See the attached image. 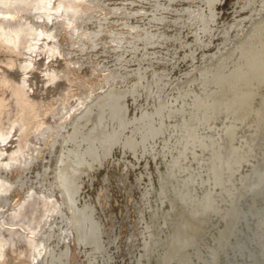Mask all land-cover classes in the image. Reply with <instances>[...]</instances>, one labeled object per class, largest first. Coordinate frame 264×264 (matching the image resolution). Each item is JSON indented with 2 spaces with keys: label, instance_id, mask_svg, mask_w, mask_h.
<instances>
[{
  "label": "bare ground",
  "instance_id": "obj_1",
  "mask_svg": "<svg viewBox=\"0 0 264 264\" xmlns=\"http://www.w3.org/2000/svg\"><path fill=\"white\" fill-rule=\"evenodd\" d=\"M263 13L264 0H0V264L156 263L169 199L187 194L181 219L200 204L203 159L216 175L238 121L204 125L201 85L179 79Z\"/></svg>",
  "mask_w": 264,
  "mask_h": 264
},
{
  "label": "rangeland",
  "instance_id": "obj_2",
  "mask_svg": "<svg viewBox=\"0 0 264 264\" xmlns=\"http://www.w3.org/2000/svg\"><path fill=\"white\" fill-rule=\"evenodd\" d=\"M244 29L246 33L231 37L226 50L197 64V72L184 81L179 79V91L201 85L190 109H205L200 113L204 125L229 110L238 121L220 131L216 175L210 174L209 158L203 159L208 165L201 178L206 191L182 219L187 194L180 190L194 189L187 177L177 176L180 192L169 200L175 201L174 211L180 207L179 215L165 235H157L160 248L155 253H165L151 264H264V13ZM145 161L136 163V173L147 172ZM99 245V256L107 260V250ZM137 247L133 242L130 255L140 252ZM129 259L135 261V256Z\"/></svg>",
  "mask_w": 264,
  "mask_h": 264
},
{
  "label": "water",
  "instance_id": "obj_3",
  "mask_svg": "<svg viewBox=\"0 0 264 264\" xmlns=\"http://www.w3.org/2000/svg\"><path fill=\"white\" fill-rule=\"evenodd\" d=\"M243 231L246 233V230L245 229Z\"/></svg>",
  "mask_w": 264,
  "mask_h": 264
}]
</instances>
